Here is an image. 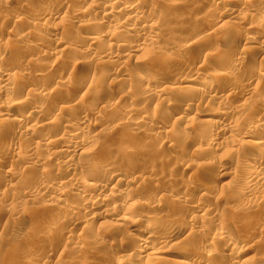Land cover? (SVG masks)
I'll use <instances>...</instances> for the list:
<instances>
[{
  "label": "rangeland",
  "instance_id": "374dc122",
  "mask_svg": "<svg viewBox=\"0 0 264 264\" xmlns=\"http://www.w3.org/2000/svg\"><path fill=\"white\" fill-rule=\"evenodd\" d=\"M169 1L172 2L173 0L172 1L171 0H119V1L115 0V1H112V3H115V4H112L115 7H117L118 5L120 6V5L125 4V6L128 5V6H133V8L134 7L140 8L139 12L146 18V20L148 19L150 23L152 22L151 24H155V30L150 34L148 33L143 34V32H141L140 30V25L138 24V22L133 20L132 17H131L132 19L130 20L129 16L123 15L122 13L121 14L117 13L115 21L106 23L102 19V16L99 15L100 13L98 10L92 11L94 8H92V10L89 9L88 2H85L84 0H70L69 2H65L66 4L64 5L63 13L60 15V17H62L63 14L67 13V15L70 17V22H66L65 23L66 26H64L65 24L63 25V22L62 23L58 22L60 19L51 21L52 23H54V25H50L51 27L55 26V24L57 23L63 25L62 27L61 25L58 24V26L60 28L62 27L63 29L62 28L60 29L57 25H56L57 28L55 27L57 30L55 28H51V29H55L54 31L57 32L56 37L60 38L59 36L60 34L61 36L66 37L64 39L63 37H61V39H63V41L67 39L64 43L67 42L66 43L67 46L68 47L70 46L69 49L70 48L73 49L79 45L76 42L78 39L77 37L81 38L84 35L90 34L91 32H92L91 35L97 36L99 40L98 42H96L95 45L93 44L94 46L93 45L88 46L91 48V50L89 51L87 55L85 54L86 55V57L84 56L85 58L82 57V60L81 58L80 60L79 59L73 60L69 52H65L64 54L67 56L63 54V60H61L62 58L59 59L62 62L60 61L61 66L56 68L58 69L57 72L60 73L59 74L60 76H64V79L67 78L71 81H75V80L77 81L79 79L76 78V75L80 76L79 75L80 72H78V70L82 69L81 72L82 73L86 72L89 78H91V82L93 84L96 81H99V82L102 80L106 81V83L104 84L105 86L103 85V87L100 89L95 88L94 90L93 87H91L92 88L91 94L93 93V91H95L94 92L95 94H92L89 98H86L83 101V102H86L85 107L89 106L90 109L93 108L92 109L93 113L91 112L92 115L90 116V120H88L90 124L89 129L86 131L84 130L83 131L84 133H82L83 138L89 140V142L93 140L92 144L93 145L95 144L94 147H95V150L97 151V152L94 151L95 153L92 154L93 156H90V158H92L90 159V162L91 160L93 162H97L100 166L99 167L100 169L98 168L99 171L103 169L102 167H104L107 170H111L112 172L125 176L126 178H130L131 180H133L134 178L133 180L134 182L137 177V180H136L137 182L136 184H134L135 186H134V191H133V197H131L132 200L130 201V203L134 202V204L130 206V203H129L128 206L125 205L126 206L125 208H130L129 213L131 214V216H134V215L136 216V217L134 216L135 218L132 217V219L134 218L133 220L135 221V224L138 225L139 228L141 227L142 228L141 230H143V228L146 227V230L151 232L154 236H159V235L164 236L165 234L164 231L170 230V229L173 230V234L170 237H166L165 239H163L162 244L161 243L158 244L154 241L153 247H154L155 253L154 252L152 253L154 255L151 254V256H149L150 258L141 259L140 261H138L139 264H164L163 261L161 262L160 260H162L163 258L166 259V257L167 258L168 257H179L180 253L182 254L181 251H184V250L185 251L190 250L192 252L196 250L195 253L196 252L204 253L207 249V244L209 247V238L211 237L212 239H214L216 237V234H214L215 235L213 236L214 238L211 236L213 235V233L211 232L209 233L210 234L209 236H207L206 233H202V232H201L202 234H200L199 231L196 230L198 229V226H199L196 222L192 226H190L193 220L196 217L197 218L200 217L201 215L204 218L206 217L208 221L210 220L209 222H216V220L221 222L222 221L221 219L227 222L228 224L227 227L232 232L234 239L240 243L239 247L236 248V249L239 248L237 251L241 252V257L238 260L240 261L242 260L243 262H246V264H264V220L260 221V219L262 218V215L264 218V202L263 203L260 202L259 204L257 203L258 207L255 208L256 210H254L253 212L249 211L250 213L248 212L249 214H247V212L244 210L245 207L243 205H241L242 207L237 204L234 205L233 202H231V200L228 201L229 199H227L229 198V196H231V192H233L236 189V187L240 185L241 170L244 169V167L246 166L247 167L252 166L254 162H256L261 157L263 158L264 156L263 155L264 145H262L264 143H261L255 147H251L248 143H247L248 145H246L245 143L248 140L243 139L242 137L243 134L245 133H251V138H255V139H259L264 135V132H263L264 131L263 130L264 129V105L262 103L264 102L263 101L264 90H262L260 93H254L253 89L249 88L250 85H248L245 82L246 80H244V78L246 77L244 76V78H242L243 75L241 73L246 70L245 68H247L248 64H250L251 61L258 59L259 56L261 58H263L264 56L256 55L257 51L255 49L254 51L250 50L249 52H246V53L242 51L245 41L244 40L241 41L240 37L242 36V34L243 35L246 34V32H244V29H241L240 30L241 32L238 31L237 36L240 38V40L237 36H235L234 38L233 37L231 38V36L229 35L231 34V32L229 31L230 26L225 25L227 27L223 28V25H220L221 23H216L217 26L214 27L212 34L211 32H207L208 30L207 27H209V24L211 26L212 23L214 22V21L212 22V17L206 12V8H207L206 1L207 0H199V1L198 0H184L183 2H185V5L177 9L167 8L168 6L166 4L167 2L170 3ZM242 1H245V0H242ZM252 2L253 0L250 1V3ZM20 3H21V0H9L5 8L4 6H0V14L2 15L5 14V16L7 15L6 16L7 19L4 22L6 23V25L3 23L2 27L0 26V29H2L3 27L7 28V30L6 28L5 29L3 28L4 31L0 30L1 32L0 33L1 34L0 35L1 37L0 47L2 48L3 46L5 47L9 46V48H7V51L9 50V52L10 50L14 48V47L10 48V45H12L13 42L14 44H17V45L18 43L15 42V40L13 39V37L10 36L11 34L8 31H11L17 26L15 30L16 32H18L19 26L22 23H20L19 25L17 23L14 26L12 23L13 21L10 22L11 24L9 23L8 16L10 17L12 13L15 11L18 12L20 10L22 11L24 10L23 7L21 6L20 7L22 9L19 8V5H21ZM29 3H31V5ZM42 3H43V0H31V2L28 1V4L32 6L30 8H32L35 14L36 12H38L37 11L38 6H41ZM97 3L99 4L100 2H97ZM98 4L96 6H98ZM100 4H99V7L102 5ZM11 5H14V6H11ZM237 8L240 9V11L237 10ZM242 8L243 7H240L239 0H235V7L233 9L236 10V12L239 11L242 13L244 9ZM70 13L72 14L69 15ZM79 13H81V15ZM249 13H251L254 16L253 18L255 20L256 19L261 20L264 18V13H258V12L257 13L249 12ZM127 17L129 19L126 21ZM221 20H224V19H221ZM87 23H89L90 27L89 25H87ZM37 25L33 26L34 27V29L32 28V30H34L33 32L31 30H26L28 32L31 31L32 34L34 33L32 36L27 37L28 39L26 38V40L23 41V42H26V41H29V42H26L27 44L19 43V45L21 48L22 46L23 47L25 46L24 48L26 50V47L29 44L28 45L30 46L29 48L31 50L35 49L36 51L35 52L32 50L35 53H32V54L30 53L31 55L27 54L28 56L30 55L31 57L27 56V59L24 60L25 61L24 63L28 62L29 60H33L34 56L37 57L36 54L38 53L39 48H40V51L42 50L43 52H45L47 55L45 54L44 56L39 58V62H41L40 64L42 63L43 64L40 65L38 62V66H41L42 69H46L50 64L55 63V61L57 60V57H55L53 54L61 50L62 47H58V45H55L54 40H52L53 38L49 36L51 35L50 33L51 31H47L49 29H45L46 27L49 26L48 24L46 25V27H43V26L41 27V25L36 27ZM128 25L134 27L135 30L133 28L132 29L136 33H133V31L130 32L126 30L125 27L126 26L128 27ZM217 28H219L220 30L219 29L217 30ZM215 29L219 32H217ZM231 29L232 28H230V30ZM213 32L215 33L217 32V33L215 34ZM263 32H260V34H257V36L259 35L258 37L261 39V41L262 40L264 41ZM239 33H240V36H239ZM3 34L4 36H2ZM110 34H113V35H111L110 37ZM143 37H146V38H143ZM8 39L9 41H7ZM143 39L145 40L147 39V42L145 40L143 41ZM229 40H232V41L228 43ZM81 45L83 46L84 43H82ZM109 45H111L110 46L111 48L108 47ZM86 46L87 45H85V47ZM135 46H137V49ZM25 50H23V52ZM193 50H197V51L200 50L201 53H207L210 59L211 60L216 59V62L214 63V65H211V64L209 65L210 59L204 60L202 58H192L187 53L184 54L185 52H192ZM28 52H31V51H28ZM170 52H176V54L181 53L180 54L181 58H180L179 63L169 66L161 74V76H163L161 78L158 77L156 79L155 78L152 79L151 77H148V75H150V72L156 65H154L153 62L151 61L149 62H151L152 64L146 61L145 59L146 56L149 54L155 53V56L159 57V56H162L163 54H168ZM51 55L53 56V58L54 57L56 58L55 61ZM103 55H106L108 57V60L106 58L104 59L101 58ZM124 55H127V56L122 58L121 56H124ZM0 56H1L0 61L3 60L2 62L4 61L6 62L5 59L9 58V56L4 58L5 54L4 56L3 55H0ZM114 57H116V59ZM1 58H4V59H1ZM7 60L9 61L7 62L8 64L11 63L12 61L11 58ZM2 62H0L1 69L3 68L4 70L11 69L10 70L11 72L7 71V73L11 75L13 74L17 77L18 80L14 78L13 75L12 76L10 75V77H13L12 80L15 79L16 83L21 82L22 79H24L25 84L28 81L30 82L31 78L25 76V73H26L25 71L26 69L28 70V67L26 68L25 64H23L25 67V68L23 67V70L21 67L18 70L19 65L16 67L13 66L14 69L13 67L7 68V67H4L6 66V63L5 64L3 63L4 64L3 66V64H1ZM236 63L237 64L239 63L241 65L238 66ZM236 69L237 70L239 69V70L237 71ZM188 70L192 72L193 76L195 74L196 77L198 76V78H202L203 76L205 77L212 76L213 73L214 74L226 73L227 71H232L234 73L237 72V74L239 75V77L241 76V78L237 77L238 75L236 74L237 76L235 77V79L239 78L237 79L239 84L237 80L234 81L235 91L237 90L236 94L233 97H230V99L227 100V102L225 103H227L226 105L228 107L230 106L229 109L234 108L235 110H237L239 106H241V108H245L244 106H242L243 103L245 104V106L249 105L250 107H252L251 110L253 111L252 112L253 114L251 115L255 117L256 112H258L259 113L258 118H260L261 121L257 123L256 125L255 122H257L256 120L258 119L256 118L253 121V124L248 125L245 123L246 121L245 117H243L241 112L232 114V118H237V121H238V127L235 133H232L231 135V134H224L223 132L219 131L218 136L215 137L216 139L214 140L215 142L214 145L209 147V150H207L206 152L204 151V154H203L200 151L201 149L200 147L204 146L203 148H205L204 144L207 145V141H206L207 138L206 140H204L205 136L201 135L200 130H202L203 128H206V130L212 129V127H210L211 126L210 123L212 120H214V116H218L217 114L219 113V111L221 112L220 108L221 107L223 108V106L219 104L221 106L220 107L219 105H217L218 103L216 104V102L207 103L203 101L201 102V100L199 102L198 99L197 101H195L196 95L194 94L193 96L192 94L182 95V94H175L173 92H170L171 90L166 91L167 86L172 87V85H170L171 82L166 80V77H167L166 74L170 78L171 76H174V75L179 76L183 74L184 71H188ZM18 71H20V73ZM122 73L124 74L122 75ZM139 75L145 78L148 77L147 78L148 83L138 80L137 76ZM19 79L21 80L19 81ZM80 82L82 81H78L77 84L74 85L76 89L73 86L71 89L63 91L61 95H57L55 97L57 101L55 100L53 101L61 102L62 100H66L68 97L69 98L72 97L70 96V94L73 95V93L78 89V91H76V93L77 92L78 93L77 94L75 93V95H79V96L76 99V101L73 102L74 104L78 103L77 100L81 98V95L83 97V95H85V92H87L86 90H88V92L90 91L88 87L89 84L81 83V86H79ZM22 83L24 82L22 81ZM244 83L246 85H243ZM40 84L41 86L42 85L45 86L46 81L45 82L41 81ZM77 85L80 88H77L78 87ZM26 86L30 87V83L29 84L27 83ZM26 86L24 85V88H27ZM244 86L246 87V89ZM259 87L260 85H258L257 88ZM20 88L21 87L17 89L18 90L17 93L21 92L22 89L20 90ZM247 88L251 90L248 89L249 90L248 91ZM261 88L263 89V86ZM159 90L161 91V95L157 97L151 95L152 92H155V95L158 94L156 93V91L160 92ZM147 92L148 93L150 92V93L148 94ZM26 93L27 91H24L23 89L22 93L20 94V97H22L21 96L22 94L23 96H25ZM64 93H66V97L64 96ZM9 97L10 99L12 98L14 99L19 96L14 97L10 95ZM7 99H9L8 94H7ZM192 99H195V100H192ZM34 100H36V98L33 99L32 101ZM82 100H81V103H82ZM97 100H99V102ZM51 104L53 106L54 103L51 102L48 106L52 107ZM105 105H111V108L113 105V109H111V111L116 112V114L114 115L116 118H118V120H123V119L125 120L126 117L125 118L122 117L121 114L125 116L124 112H126V110L131 109V110H135L134 111L135 113L133 112V115L127 118L128 122L137 123L139 119L140 121H142L141 119L142 116H145L148 120L150 119L152 123L149 122L148 120L147 121L143 120L145 122V125L143 127L144 131L142 130V134H140L141 132L139 134L133 132V135H132V132L129 131L130 129L126 125H125L126 128L124 126V128L121 127L117 131L112 130L110 126L112 125L113 122L111 124L106 122L103 127L99 128V126L102 123H100L99 120L98 122L95 121V119L93 118L94 113L98 111H103L102 109L104 108ZM171 105L173 106V113H174L173 116L169 118L165 117L164 119V116H162L161 118L160 115H157L156 108L161 107V106H171ZM28 106L25 105L21 107L20 109H18V113L20 115H23L24 113L23 116H26L28 113L31 112V110L29 109L30 106L29 107ZM183 112H186V114L188 115V121H189L188 125L192 126L190 127L192 129L191 131L184 130V127H183L184 124L180 125L177 122H176L177 124L174 123L175 122L174 120L177 121L176 118H178ZM73 113H71V115H73ZM33 114H31V116L33 117H30V118L28 117V119L25 120L26 122H22L21 125L24 124L25 127H28V126L30 127L31 125L36 124L37 120L40 121L42 119L40 117L45 116L43 118H47L46 114L44 115L37 114L38 116H34ZM54 114H58L59 116H61L59 117L57 115L61 121L62 120L65 121V119L68 118V117H65V115L63 114H59L57 111ZM54 114L52 115L54 116ZM47 115L52 117V115L50 114H47ZM118 116L120 117V119ZM66 121H72V120L68 118ZM125 121L127 122V120ZM190 123L192 125H190ZM115 124L117 123H114V125ZM172 124H173V129L172 131H170L169 129L172 128L171 127ZM107 125H109L107 129L108 131L105 129L107 128L106 127ZM102 128H104L105 130L104 129L102 130ZM1 131H0V135L4 136L3 135L4 131L2 129ZM163 132H166L167 135L166 133H164L165 134L164 135ZM57 133H59V131ZM103 133H106V134H103ZM36 134L37 136L45 135L44 131H41V132L38 131V133ZM1 136H0V171H1L0 172V264H81V262L83 264L84 263V261H82L83 256L78 249V247H80L82 244H80L81 242H77L78 241L77 239H74L76 238L78 234H81V233H83L82 235H84L85 238H87L86 240H88L85 246H88L87 244H90V240L92 241L94 238H97V241H98L97 249L95 250V253L93 252L94 254H92L91 255L92 257L89 258V262H88L89 264H100V263L102 264V262L103 264H114V262H116L117 259H121L124 255H126V253L123 252L126 245H127V249L129 247L134 248L136 246V244L138 243V241H136L137 237H134V234L130 233V230L127 227L128 225L126 224L127 222L125 224L118 225L119 223L116 224V222H113L112 220V218L115 217L114 215L117 216L120 214L118 211L117 212L115 211L117 210L119 205L117 206L111 205V208L114 207L115 209L116 207V209L112 212L113 214L111 213L112 214L111 216H114V217H111L110 215L102 217L103 219L100 218L96 222H94V224L91 223L90 225H88L90 226L89 227L90 229L87 228L85 224L83 223H82L83 225L81 224L82 219L78 220V217L80 219L82 216H84L82 217L84 218L82 222H84V220L87 221V218L90 217V214H89L90 211L88 212L82 211V213H79L78 209L76 210V207H78V205L80 204V200L78 201L79 197L76 196L79 194L78 191L80 187L76 191L74 185L72 184H68V185L60 184L59 185L62 177L68 176L69 179L72 178V176L68 173L69 170L68 171L66 169L63 170V167L61 166H59L61 168L57 169L58 166L55 167V165L51 162L52 159L50 155L47 153V151H44L45 149L42 147L41 149L35 148L34 150L32 149L34 148L33 145L31 148L32 151H34L35 154H37V156H39L40 159L45 158V157L48 158V162H45L44 165H42L40 169H38L37 167L32 168L33 166L30 167L25 163L26 161L23 160V158L22 159L18 158L16 160L17 157L13 156L10 149H8L7 147L5 148V146L2 147L3 142H5L3 139L6 136L3 137L2 139H1ZM19 141H20V144L21 142L23 144L22 148L18 146L19 149L21 148L22 150H24L28 148L27 145L29 144L27 143L26 145V142H27L26 140L25 141L19 140ZM35 141L37 140L36 139L33 140V143H36ZM24 142H25V145H24ZM16 144L18 145L19 142H16ZM102 146H103V149H101ZM118 146H119V149H118ZM105 147L108 149L110 148L109 149L111 150L110 153L107 149H106L107 151L104 150ZM8 151L12 155H10ZM93 158L95 161L93 160ZM84 160L86 159L79 160V162L84 161ZM87 160H89V157L87 158ZM219 160L222 162H220ZM206 162L209 164V166L211 165L210 167H212V169L209 168V166L207 167V169L204 168L203 166L199 167L200 163H206ZM262 162L264 163V160ZM214 163L216 164V166ZM8 169L13 170V173L12 171H9V174L10 173H11L10 175L13 174L12 175L13 177L12 176L10 177V175L9 177L4 176L3 172L4 171L7 172ZM83 170L84 169H80L77 171L81 175L80 176L81 179L87 180L89 178V180L91 179L93 180L94 177L96 179V175L87 174V172ZM45 171L50 172L51 175L49 174L48 178L47 177L41 178V172H45ZM33 173H35V175ZM149 174L151 176H149ZM17 175L18 176L21 175L19 179H16ZM38 177L40 180L43 181L44 186L46 185L45 190L46 191L48 190V191L46 192L43 190V192L37 193V195L34 196V199L29 198L25 194V192L27 193V190H31V188L34 187L33 186L34 184L32 183H35V182H33V180L35 179L37 180ZM189 180H191L193 183L196 184L197 186L196 189L199 188L198 191L195 190L194 192H192V194H190L188 192L189 190L186 188L188 186ZM211 182L212 184H214V187L211 186L212 187L211 188L209 186L208 188H206V186H208V184H211ZM139 183H141L142 185L141 184L139 185ZM104 184H108L107 187H111L114 185L113 182H109V183L106 182ZM20 188H22V190ZM261 188L264 189V185ZM59 190H61V193H63V197L65 199L62 197L61 198L62 201L57 202V204L56 202L51 203L48 198L54 197L53 196L55 195L54 192L59 193L60 192ZM260 190H259V194L261 196L263 195L264 197V193H263L264 190H262L261 192ZM80 191H82V188ZM185 193H187L186 195H188L189 197H187V199L184 201L180 197L181 195ZM102 194L107 195V191L105 190L102 191ZM65 195H67V197ZM188 198L189 199L191 198V200H189ZM250 200H253V199H250ZM186 201H189L190 203ZM150 203H152L151 204L152 206L150 205ZM192 203L200 204V205L203 204L202 206L204 208L207 207L209 209L212 206L213 208H215V210L217 211L219 210L218 212L227 211L229 213V216L223 213L224 215L222 214V216L224 217L220 218L221 215L220 213H218L219 218L217 219L218 216H217V213H215L216 216L215 217L213 216V217L216 220H214L212 215H210L211 217L209 216V214H208V217L203 215V214H207V212L194 211L190 209L189 207L193 206ZM101 205L106 210L110 208V206L109 207L104 206L105 204H101ZM141 205L143 207H141ZM61 209H64V210L66 209V213H68L69 211L71 213L69 212V215H66V214L58 215ZM53 212L54 214L56 213L55 216H60L62 219L60 217H57V218H60V220H64V219L65 220L62 221L60 223L61 225H59L58 227L50 228L49 226H46L44 228H41V226L43 225L45 221V219H43L45 214H52ZM179 212H180V215H179ZM181 212L183 213L184 216L181 215L182 214ZM232 212L233 213L235 212V213L232 214ZM29 213L33 214L31 219H28V217L27 218L24 217L25 214H29ZM244 214L248 216H245ZM19 216H20L19 218L20 220L18 219ZM192 216H194L195 218H193ZM225 216H227L228 219H226ZM180 218H182L183 220H180ZM154 220H156V225L155 223H152ZM157 220L163 221V223L161 222L162 226L161 224H159L160 221L157 222ZM190 227H192L193 229L197 227L194 229L195 231L194 233H192L193 229ZM189 228L191 229L192 232L190 231ZM62 232L63 233L70 232L71 235H73L72 239L68 240L67 239L68 234L66 233V235H64ZM122 232H125L128 234V236H131L130 241L126 242L127 241L126 237L121 234ZM51 233H52V236L54 235L53 237H51L50 235ZM59 234L60 235L62 234V235L60 236ZM117 234L120 236L118 237ZM57 235H59L60 239L58 238ZM63 237L64 238L66 237V239H64ZM122 237L126 241H124ZM28 238H30L31 240L29 243H27V245H25L26 244L25 241H27ZM215 244L216 242H214V245ZM130 245H133V246H130ZM74 246H77V247L75 248ZM158 252H160V254H158ZM227 253L228 252H225L223 257H219L217 262H215V264H232V263L236 264V261H234V259L230 257L229 255H227ZM95 255L97 256L98 260L96 259ZM226 256H228L231 261H229V258ZM93 257L95 259H93ZM159 258L161 259L159 260ZM90 259H93V261L90 262ZM156 259H158L159 261ZM209 262L211 264L212 263L214 264L212 260Z\"/></svg>",
  "mask_w": 264,
  "mask_h": 264
},
{
  "label": "bare ground",
  "instance_id": "6f19581e",
  "mask_svg": "<svg viewBox=\"0 0 264 264\" xmlns=\"http://www.w3.org/2000/svg\"><path fill=\"white\" fill-rule=\"evenodd\" d=\"M28 1L31 2V0H21V5H19V8L23 7V11L20 10L18 12H13L12 15L9 17L8 16V21L9 23L12 22L13 25L15 26V24L18 23V25L20 23H22L20 26H19V31L16 32L15 27L14 29H12L11 31H8L10 34L11 37H13V39L15 40V42L18 43L17 44H13L10 45V48L11 47H14L12 50H9L7 51V48H9V46L5 47L3 46L2 48L0 47V55H3L5 54L4 58L9 56V58L12 59L11 63H7L9 62L7 59L6 62H2L1 64H5L6 63V66H3L4 67H16L18 66V70L20 69V67L22 68L23 70V67L25 64V67L27 68L28 67V70L24 69V71L26 72L25 73V76L27 77H30L31 80L30 82L26 81L28 84L30 83V87L29 86H26L25 84V81L24 79H19V81L21 80V82L19 83H16L15 82V79L12 80V78H16L17 77L15 75H13V77H10L11 74L7 73V71L11 72L10 70H4L1 69V65H0V128L4 131L3 132V135L4 136H1V139L3 137H5L3 140L5 142H3V146H5V148L7 147L8 149L11 150V153L13 154L14 157H17L16 160L19 158V159H22L25 160L26 164L28 166H33L32 168L34 167H37L38 169L41 168L42 165H44L45 162H48V158H42L40 159L39 156H37V154H35L34 151H32V149L35 150V148H44L43 150L44 151H47V153L50 155L51 157V162L58 168H61L63 167V170L66 169L68 171V173L72 176L71 179L67 177H62L61 178V181L59 183V185H68V184H72L74 185L76 191L77 189L80 187L79 189V194L77 192L78 195H76L78 198V201L80 200V204L78 205V207H76V210L78 209V212L79 213H82V211H85V212H88L90 211V217L87 218V221L83 219L82 216L80 219L78 217V220H81V224H85L87 228H89L91 223L94 224V222H96L98 219L102 218V217H105L107 215H112L113 211L116 209L111 208V205L113 206H118L117 210H115L116 212L118 211L120 214L119 215H114V216H111V217H114L112 218L113 222H116L119 223L118 225L120 224H126L128 225V229L130 230V233L134 234V237H137L136 241H138V243L136 244V246L133 248V247H129L127 249V245L124 249L123 252L126 253V255H124L121 259H117L116 262H114V264H139L138 261H140L141 259L143 258H150L149 256H151V254L154 252L155 253V250H154V247H153V242L155 241L156 243L158 244H162V240L165 239L166 237H170L172 234H173V230H166L164 231L165 234L164 236H154L151 232L147 231L146 230V227L143 228V230H141L142 228L138 225L135 224V221L133 220L135 217L134 216H131V214L129 213V210L130 208H125L128 204L130 203V201L132 200L131 197H133V191H134V184H136V180H137V177L135 179V182L133 180H131L130 178H126L125 176H122L120 174H117L115 172H112L111 170H107L105 169L104 167H102L103 169L102 170H98V168L100 167L99 164L97 162H93L91 160L90 162V156H93L92 154L95 153L94 151L95 150V147L94 145L92 144V141L89 142V140L83 138V134L84 133L83 131L85 130H88L89 129V121L90 120V116L92 115L91 112H92V109H90V107H85V104L86 102H83L86 98H89L92 94H95L93 91V93L91 94V90L93 87V89L95 90L96 89H100L103 87V85L106 83L105 80H102V81H96L94 84L91 82V78H89V76L87 75V73H82V69H79L78 72H80V76L76 75V78L79 79V80H75V81H71L69 79H64V76H60L57 72L59 66H61V60H63V54L65 52H69L71 58L74 59H79L81 58L82 60V57L85 58L86 55L89 53V51L91 50L90 47L88 46H91V45H95L96 42H98L99 38L97 36H93L90 34L88 35H84L83 37H77V43L79 44L78 46H76L75 48H70L67 46V42L64 43L65 41H63L64 38L66 37H63L61 36V34L59 35L60 38H57L56 37V33L54 30L57 28L56 25L58 26L59 23H62L63 22V25L66 23V22H70V17L67 15V13L63 14L62 17H60V15L63 13V8H64V5L66 4L65 2H69L70 0H43V3L41 6H38V12H36V14L33 12L32 6L31 3L28 4ZM85 2H88V7L90 10H92V8H94L92 11L94 10H98L99 11V15L102 16V19L106 22V23H110L112 21H115L116 19V15L117 13H122L123 15H127L129 16L130 20L133 18V20L137 21L138 24L140 25V30L141 32H143V34H150L152 33L154 30H155V24H151L149 22V20L146 18L139 12L140 11V8H133V6H125L124 5H118L117 7H115L114 5L112 4H115V3H112V1H115V0H84ZM119 1V0H118ZM172 1V0H171ZM184 0H173L172 2L168 3L167 2V8L169 9H173V8H179V7H182L185 5V2H183ZM199 1V0H198ZM251 0H245V1H242V0H239L240 2V7H243V11L242 13L239 12L240 9L237 8V11L234 10L233 8L235 7V0H207L206 1V12L207 14H209L211 17H212V25L210 26L209 24V27L207 32H211L212 34V31L214 29V27L217 26L216 23H221L220 25H223V28L224 27H227V26H230V28H232L230 30L229 28V31L231 32V34H229L231 36V38L237 36L238 34V31L241 32L240 30L241 29H244V32H246L245 35L242 34V36L240 37L241 38V41L244 40L245 41V44L243 45V49L242 51H244L245 53L246 52H249L250 50L254 51V49L257 51L256 55H263L264 56V41L257 36V34H260V32H263L264 31V18L259 20V19H254L253 15L249 12H255V13H264V0H253L252 3H250ZM9 0H0V6H7ZM97 2H100L99 4L101 5L99 7V4ZM111 2V4H110ZM187 2V1H186ZM18 3V2H17ZM98 6H96L97 4ZM119 3V2H118ZM238 3V2H237ZM37 4V3H36ZM237 5V4H236ZM11 6H14V5H11ZM21 6V7H20ZM17 7V6H16ZM198 8V7H197ZM22 9V8H21ZM236 9V8H235ZM241 9V10H242ZM3 10V9H2ZM36 11V10H35ZM86 11V10H85ZM82 12V11H81ZM96 12V11H95ZM8 14V13H7ZM72 13H70L69 15H71ZM81 15V13H79ZM9 15V14H8ZM206 15V14H205ZM7 16V15H6ZM2 14H0V26L2 27V24L5 22V20L7 19V17ZM161 16V15H160ZM208 16V15H207ZM132 17V18H131ZM176 17V16H175ZM209 17V16H208ZM223 17V18H222ZM126 18V17H125ZM127 17L126 21L129 19ZM172 18V17H171ZM205 18V17H204ZM203 18V19H204ZM57 19H60L57 23L55 24V26L51 27L50 25H54V23H52L51 21L52 20H57ZM220 19V20H219ZM221 19H224V20H221ZM21 20V21H20ZM50 20V21H49ZM210 20V19H209ZM219 20V21H218ZM16 23H15V22ZM103 21V22H104ZM7 22V21H6ZM55 22V21H54ZM207 22V21H206ZM209 22V21H208ZM210 23V22H209ZM6 25V23H4ZM8 24V23H7ZM11 24V23H10ZM41 25V27H46V25L48 24L49 26L46 27L45 29H49L47 31H51V36L54 40V43L55 45H58V47H62L61 50L55 52L53 55L55 57H57V60L56 58L52 56V58L54 59L55 63L53 64H50L46 69H42L41 66H38V62H39V58H41L42 56H44L46 53L43 52L42 50L40 51V48L38 49V53L36 54L37 57L34 56V59L33 60H27L28 62L24 63L25 59H27V54H32V53H35V49L33 52L27 45L26 47V50H25V46L22 48L20 47L19 43H24V44H27L26 42H29V41H26V42H23L24 40H26L27 37L29 36H32L33 34L31 33V31L33 32L34 30H32V28L34 29L33 26L35 25ZM100 24V22H99ZM98 24V25H99ZM4 25V26H5ZM39 25H37L36 27H38ZM63 27L62 24H59ZM87 25H89V23H87ZM94 25V24H93ZM97 25V24H95ZM103 25V24H101ZM131 25V24H130ZM219 25V27H220ZM227 25V26H225ZM10 26V25H9ZM66 26V24L64 25ZM92 26V25H91ZM244 26V27H243ZM8 27V25H7ZM56 27V28H55ZM59 27V26H58ZM61 27V28H62ZM90 27V25H89ZM95 27V26H94ZM242 27V28H241ZM4 29L6 27H3ZM0 29V30H3ZM51 28H55V29H51ZM60 28V27H59ZM60 28V29H61ZM126 30L132 32L134 27L132 26H129L128 27L126 26L125 27ZM133 28V29H132ZM222 28V29H223ZM63 29V28H62ZM92 29V28H91ZM219 28H217L218 30ZM221 29V30H222ZM7 30V28H6ZM15 30V31H14ZM26 30H31V31H26ZM57 30V29H56ZM135 30V29H134ZM139 30V28H138ZM137 30V31H138ZM216 30V29H215ZM216 30V31H217ZM220 30V29H219ZM4 31V30H3ZM27 32V33H26ZM219 32V31H217ZM216 32V33H217ZM229 32V33H230ZM1 33V32H0ZM3 33V32H2ZM89 33V32H88ZM115 33V31H114ZM133 33H136L135 31H133ZM215 33V32H213ZM215 33V34H216ZM264 33V32H263ZM210 34V33H209ZM1 35V34H0ZM8 35V33H7ZM65 35V34H64ZM111 35L113 34H110V37ZM142 35V34H141ZM262 35V34H261ZM260 35V36H261ZM4 36V34L2 35ZM79 36V35H78ZM239 36H240V33H239ZM61 37H63V39H61ZM109 37V36H108ZM149 37V36H148ZM238 37V36H237ZM236 37V38H237ZM1 38V37H0ZM80 38V39H79ZM143 38H146V37H143ZM239 38V37H238ZM239 38V40H240ZM10 39V38H9ZM9 39L7 41H9ZM28 39V38H27ZM13 40V41H14ZM145 39H143L144 41ZM150 40V39H149ZM81 41L82 43H84V45L82 46L81 44ZM147 42V39L145 40ZM232 40H229V42H231ZM101 42V41H100ZM115 42V41H114ZM9 43V42H8ZM23 44V45H24ZM33 44V43H32ZM31 44V45H32ZM37 44V43H36ZM40 44V42H39ZM69 44V42H68ZM76 44V43H75ZM42 45V44H41ZM71 45V44H70ZM85 45H87L85 47ZM93 45V46H94ZM114 45V44H113ZM112 45V46H113ZM229 45V44H228ZM36 46V45H35ZM34 46V47H35ZM111 45H109L108 47H110ZM116 46V45H115ZM143 46V45H142ZM239 46V45H238ZM32 47V46H31ZM114 47V46H113ZM117 47V46H116ZM136 49H137V46H135ZM234 47V46H232ZM24 48V49H23ZM111 48V47H110ZM118 48V47H117ZM126 48V47H125ZM146 48V47H145ZM23 50H25L23 52ZM93 50V49H92ZM127 50V49H126ZM132 50V49H131ZM135 50V49H133ZM139 50V49H138ZM136 50V51H138ZM12 51V52H11ZM28 51H31V52H28ZM94 51V50H93ZM97 51V50H96ZM174 51V50H173ZM135 52V51H134ZM243 52V53H244ZM94 53V52H93ZM136 53V52H135ZM188 54L190 57L192 58H202V59H210L209 55H207V53H201V51H197V50H193L192 52H185L184 54ZM30 54V55H31ZM86 54V55H85ZM92 54V53H90ZM89 54V55H90ZM112 54V53H111ZM110 54V55H111ZM181 54V53H180ZM179 53L176 54V52H170L168 54H163L162 56H155V53L154 54H149L146 56V61H151L153 62L154 65H156L152 71L150 72V75H148V77H151L152 79L153 78H161L163 76H161V74L171 65H175L176 63H179L180 61V58H181V55ZM209 54V53H208ZM249 54V53H248ZM29 55V56H30ZM47 55V54H46ZM65 55V54H64ZM211 55V54H210ZM245 55V54H244ZM28 56V57H29ZM67 56V55H65ZM85 56V57H84ZM113 56V55H112ZM127 55H124V56H121L122 58L123 57H126ZM129 56V55H128ZM1 57V56H0ZM31 57V56H30ZM69 57V56H68ZM188 57V56H187ZM215 57V56H214ZM217 57V56H216ZM4 58H1V59H4ZM51 58V57H50ZM62 58V59H61ZM100 58V57H99ZM101 58H106L108 60V57L106 55H103ZM110 58V57H109ZM112 58V57H111ZM116 59V57H114ZM31 59V58H30ZM61 59V60H59ZM88 59V58H87ZM96 59V58H95ZM92 60V58H91ZM94 60V59H93ZM197 60V59H196ZM232 60V59H230ZM61 61V62H60ZM138 61V60H137ZM241 61V60H240ZM92 62V61H91ZM149 62V63H151ZM209 65H214V63L216 62V59L214 60H211L209 61ZM41 62H39L40 64ZM64 63V62H63ZM68 63V62H67ZM88 63V62H87ZM90 63V62H89ZM139 63V62H138ZM208 63V62H207ZM8 64V65H7ZM43 64V63H42ZM40 64V65H42ZM98 64V63H97ZM152 64V63H151ZM204 64V63H203ZM237 64V63H236ZM63 65V64H62ZM75 65V64H74ZM79 65V64H78ZM153 65V66H154ZM238 66H240L241 64H237ZM38 66V67H37ZM64 66V65H63ZM206 66V65H205ZM247 66V65H246ZM13 67V69H14ZM24 67V68H25ZM90 67V66H89ZM16 68V70H17ZM44 68V67H43ZM243 68V67H242ZM245 68V66H244ZM123 69V68H122ZM246 70L244 72H241L242 73V78H244V76L246 78H244V80H246L245 82L250 85L249 88L253 89L254 93H260L262 90H264V57L261 58L259 56L258 59L256 60H253L250 62V64H248L247 68H245ZM21 70V71H22ZM74 70V69H73ZM72 70V72H73ZM117 70V69H116ZM206 70V69H205ZM237 70V69H236ZM235 70V71H236ZM239 70V69H238ZM237 70V71H238ZM122 71V70H120ZM242 71V70H241ZM20 73V71H18ZM64 72V71H63ZM77 72V73H78ZM125 72V71H124ZM240 72V71H239ZM65 73V72H64ZM183 73V71H182ZM24 74V73H23ZM62 74V73H61ZM94 74V73H93ZM124 73H122L123 75ZM165 74V73H164ZM236 73L232 72V71H227L226 73H217V74H214L212 76H203L202 78H198V76L196 77V75L194 74V76L192 75V72L191 71H184L183 74L179 75V76H171L169 78V76L166 74V80L167 81H170L172 85V87H166L167 90L166 91H170V92H173L175 94H193L196 95V100L195 99H192V100H195L197 101V99L201 100V102H207V103H213V102H216L217 105H221L223 106V108L221 107V112L219 111V113L217 114L218 116H214V120L211 121V126L212 129L210 130H206V128H203L202 130H200L201 132V135L205 136L204 140H206L207 138V145H205V148L203 147H200V151L204 154V151L206 152L207 150H209V147H211L212 145H214V140L216 139L215 137L218 136L219 134V131L223 132L224 134H231L232 133H235L237 127H238V121H237V118H232V114L234 113H242L243 117H245V123L248 124V125H251L253 124V121L259 117V113L256 112L255 114V117L251 114H253L251 108L249 105L245 106V104L242 106H244L245 108H241V106H239V108L237 110H235L234 108L232 109H229V107L226 105L227 103V100L230 99V97H233L235 94H236V91H235V84H234V81L241 78V76L239 77V75L237 76ZM11 75V76H12ZM17 75V74H16ZM18 76V75H17ZM79 78H78V77ZM239 77V78H236L235 77ZM138 80L140 81H144L146 83H148V77L145 78V77H141L140 75L137 76ZM140 77V78H139ZM21 78V77H20ZM23 78V77H22ZM29 78V79H30ZM96 78V77H95ZM100 78V77H99ZM72 79V78H71ZM101 79V78H100ZM164 79V78H163ZM18 80V79H17ZM27 80V79H26ZM93 80V79H92ZM95 80V79H94ZM97 80V79H96ZM162 80V79H161ZM165 80V79H164ZM22 81L24 83H22ZM41 81H46V84L45 86H41ZM78 81H82L80 82V85L81 86V83L83 84H89V92L88 90H86L87 92H85V95H81V98L83 99H79L77 100L78 103H73L76 101V99L78 98L79 95H75L76 91H78V89L73 93V95L70 94V96L72 97H68L66 100H62L61 102H55L57 101L56 100V96L57 95H61L63 93V91H66L68 89H71L74 85L77 84ZM169 82V83H170ZM238 82V80H237ZM143 83V82H142ZM40 84V85H39ZM237 84V83H236ZM239 84V82H238ZM24 85L27 87V88H24ZM77 85V86H78ZM140 85V84H139ZM242 85V84H241ZM243 85H246L245 83ZM247 85V87H248ZM258 85H260L259 88ZM77 87V88H80V87ZM85 86V85H83ZM82 86V87H83ZM105 86V85H104ZM263 86V89L261 88ZM20 88L21 92L20 93H17V89ZM75 87V86H74ZM245 87V86H244ZM84 88V87H83ZM247 88V90L249 89ZM27 91L26 95L23 96V94L21 95L22 97H20V94L22 93V91ZM76 89V87H75ZM88 89V88H87ZM123 89V88H122ZM246 89V87H245ZM249 89V90H251ZM49 90V91H48ZM74 90V89H72ZM246 90V91H247ZM248 90V91H249ZM48 91V92H46ZM160 91V90H159ZM163 91V90H162ZM151 92V91H150ZM149 92V93H150ZM233 92V93H232ZM78 93V92H77ZM76 93V94H77ZM148 93V92H147ZM148 93V94H149ZM156 94L155 95V92H152L151 95L153 96H159L161 95V91L160 92H157L156 91ZM2 94V95H1ZM7 94H8V98L10 99V95L12 96H19L17 98H12V99H7ZM80 94V93H79ZM84 94V93H83ZM87 94V96H86ZM249 94V92H248ZM123 95V94H122ZM150 95V96H151ZM64 96L66 97V93H64ZM86 96V97H85ZM198 96V97H197ZM3 97V99H2ZM30 97V98H29ZM54 97V98H53ZM133 97V96H132ZM34 101H32L33 99H35ZM181 98V97H180ZM195 98V97H194ZM262 98V97H261ZM2 99V100H1ZM32 99V100H31ZM55 100V101H53ZM81 100H82V103H81ZM87 101V100H86ZM99 102V100H97ZM96 101V102H97ZM194 101V102H195ZM262 101V100H261ZM264 101V99H263ZM32 102V103H31ZM54 103L53 106L51 104L52 107L48 106L50 103ZM97 102V103H98ZM73 103V104H72ZM96 103V104H97ZM251 103V102H250ZM249 103V104H250ZM263 105H264V102H262ZM248 104V103H246ZM30 106V110L31 112L28 113L26 116H23V115H20L18 113V109H20L21 107L23 106ZM88 105V104H87ZM226 105V106H224ZM28 106V107H29ZM172 106V105H171ZM161 106V107H158L156 108V113L157 115H160L161 118L162 116H164V119L165 117L169 118L171 116H173V106ZM191 107V106H190ZM247 107V108H246ZM256 107V106H255ZM103 108V107H101ZM23 109V108H22ZM111 109H113V105H112V108H111V105H105L104 108L102 109L103 111H98L96 113H94V119L96 122H99L102 123L100 127H103L104 124L107 122V123H112V125L110 126V128L114 131H117L119 128L123 127L126 125L132 132V135H133V132L135 133H140L142 134V130H143V127L145 125V122L144 121H147L148 119L145 117V116H142L141 119L142 121H140V119L138 120V122L136 123H132V122H128V117L129 116H132L133 115V112L135 110H126V112H124L125 116H123L121 114L122 117H126L125 120H127V122L123 119V120H118V118L115 117L114 114H116L115 111H111ZM57 111L59 114H63L65 115V117H68L70 118L72 121H66L67 119H65V121H61L59 118H58V114H54L55 112ZM112 113H111V112ZM255 111V110H254ZM75 112V113H73ZM115 112V113H114ZM34 113V114H33ZM71 113H73V115H71ZM93 113V112H92ZM135 113V112H134ZM154 113V112H153ZM31 114H33L34 116H38L39 114L41 115H44L46 114V117L47 118H43V117H40L42 118L40 121L37 120V123L34 124V125H31L30 127H25L24 124L21 125L22 122H26L25 120L28 119V117H33L31 116ZM36 114V115H35ZM38 114V115H37ZM47 114H54V116L52 115V117H50L49 115ZM58 115V116H57ZM245 115V116H244ZM159 116V117H160ZM49 117V118H48ZM61 117V116H59ZM119 117V116H118ZM151 117V116H150ZM254 117V118H253ZM39 118V119H40ZM120 119V117H119ZM176 120H174L175 122L174 123H178V124H184V130L186 131H191L192 129L190 127L192 126H189L188 125V115L186 114V112H183L178 118H176ZM213 119V118H212ZM259 119V120H258ZM255 122L256 125L257 123H259L261 121L260 118H258ZM115 120V121H114ZM144 120V121H143ZM117 121V122H116ZM149 122L152 123V121L149 119L148 120ZM99 123V124H100ZM114 123H117L114 125ZM131 123V124H130ZM144 123V124H143ZM173 123V124H174ZM176 123V124H177ZM109 124V125H110ZM173 124H172V128H170L169 130L172 131L173 129ZM24 125V126H23ZM95 125V124H94ZM107 125L105 128L106 130L108 129V126ZM188 125V126H187ZM190 125H192L190 123ZM125 126V128H126ZM156 126V125H155ZM154 126V127H155ZM166 127V126H165ZM181 127V126H180ZM0 129V131H1ZM104 128H102L103 130ZM104 129V130H105ZM159 129V128H158ZM168 129V128H167ZM182 129V128H181ZM152 130V129H151ZM175 130V129H174ZM264 130V129H263ZM38 131H44V136H37L36 133H38ZM59 131V133H57ZM101 131V130H100ZM108 131V130H107ZM124 131V130H123ZM144 131V130H143ZM147 131V130H146ZM169 131V132H170ZM2 132V131H1ZM102 132V131H101ZM125 132V131H124ZM156 132V131H155ZM161 132V131H160ZM197 132V131H196ZM264 132V131H263ZM43 133V132H42ZM53 133V134H52ZM99 133V132H98ZM97 133V134H98ZM112 133V132H111ZM134 133V134H135ZM166 133V132H163V134ZM190 133V132H189ZM96 134V135H97ZM103 134H106V133H103ZM110 134V132H109ZM152 134V133H151ZM199 134V133H198ZM160 135V134H159ZM165 135V134H164ZM167 135V133H166ZM98 136V135H97ZM229 136V135H228ZM103 137V136H102ZM114 137V136H113ZM111 137V138H113ZM243 139H247L248 141L245 142L246 145H250L251 147H255V146H258L259 144L261 143H264V135L259 138V139H255V138H251V133H245L243 134ZM37 140L35 141L36 143H33V140ZM19 140H26V145L27 143L29 145H27V149H24L22 150L21 148L23 147V144L21 142L20 144V141ZM105 140V138H104ZM133 140V139H132ZM101 141V140H100ZM16 142H19V144L17 145ZM118 142V141H117ZM120 142V141H119ZM124 142V141H123ZM172 142V141H171ZM2 143V142H1ZM103 143V142H102ZM248 143V144H247ZM106 144V143H105ZM125 144V143H123ZM122 144V145H123ZM128 144V143H127ZM22 145V146H20ZM24 145H25V142H24ZM31 145V147H30ZM32 145L34 148H32ZM121 145V146H122ZM132 145V144H131ZM264 145V144H262ZM21 147L20 149L18 148ZM104 146V145H103ZM103 146L101 149H103ZM110 146V145H109ZM108 146V147H109ZM126 146V145H125ZM130 146V145H129ZM30 147V148H29ZM116 147V146H114ZM123 147V146H122ZM170 147V146H169ZM26 148V147H25ZM32 148V149H31ZM147 148V147H146ZM203 148V149H202ZM108 150L109 153L111 150H109L108 148L105 147L104 150ZM114 149V148H113ZM118 149H119V146H118ZM198 149V148H197ZM212 149V148H211ZM38 150V149H37ZM99 150V149H98ZM106 150V151H107ZM151 150V149H150ZM157 150V149H156ZM195 150V149H194ZM103 151V150H102ZM138 151V150H137ZM199 151V150H197ZM9 152V151H8ZM38 152V151H37ZM97 152V151H96ZM99 152V151H98ZM129 152V151H128ZM194 152V151H193ZM10 152L9 154L12 155ZM196 153V152H195ZM264 153V151H263ZM155 154V153H154ZM200 154V153H199ZM3 155V154H2ZM9 155V157H10ZM108 155V154H107ZM111 155V154H110ZM207 155V154H205ZM264 155V154H263ZM12 156V157H13ZM134 156V155H132ZM148 156V155H147ZM201 156V155H199ZM48 157V156H47ZM89 157V160H87V158ZM95 157V155H94ZM136 157V156H135ZM131 158V157H130ZM264 158V156H263ZM262 157L260 159H258L256 162H254V164L252 166H246L244 167V169L241 170V174H240V185H238V187H236V189L231 192V196H229V199L228 201L231 200V202H233V204H237V205H243L245 207H243V209L247 212V214H249L250 212H253L254 210H256L255 208L258 207L257 205L260 203V202H264V197L263 195L261 196L259 194V190L262 189L264 190L263 188H261L263 185H264V163L262 162L264 159ZM15 159V158H13ZM82 159H86L84 161H80L79 160H82ZM127 159V158H126ZM142 159V158H141ZM50 160V159H49ZM94 160V158H93ZM14 161V160H13ZM22 161V160H21ZM95 161V160H94ZM142 161V160H141ZM212 161V160H211ZM220 161V160H219ZM3 162V161H2ZM132 162V161H131ZM222 162V161H220ZM4 163V162H3ZM154 163V162H153ZM13 164V163H11ZM215 164V163H214ZM7 165V164H6ZM102 165V164H101ZM144 165V164H143ZM200 165V166H199ZM198 166L201 167L203 166L204 168L207 169V167L209 166V164L206 162V163H200ZM61 166V167H59ZM105 166V165H104ZM110 166V165H109ZM154 166V164H153ZM211 166V165H210ZM212 169V167H210ZM216 166V164H215ZM53 167V166H52ZM29 168V167H28ZM151 168V167H150ZM154 168V167H153ZM53 169V168H52ZM51 169V170H52ZM80 169H84L87 174H90V175H96V179L94 177V179L92 180H89V178L86 180V179H81L80 178V174L77 172L78 170ZM100 169V168H99ZM214 169V168H213ZM3 170V169H2ZM50 170V171H51ZM83 170V171H84ZM153 170V169H152ZM215 170V169H214ZM9 171H12L13 173V170H9L7 172H3L4 176L5 177H9ZM60 171V170H58ZM82 171V170H81ZM217 171V170H216ZM1 172V171H0ZM145 172V171H144ZM84 173V172H83ZM147 173V172H146ZM151 173V172H150ZM35 175V173H33ZM49 174L51 175L50 172L48 171H45V172H41V178L42 177H47L49 176ZM79 174V175H78ZM145 174V173H144ZM13 175V174H12ZM10 175V177L12 176ZM57 175V174H56ZM83 175V174H82ZM2 176V175H1ZM21 175H17L16 179H19ZM70 176V177H71ZM149 176H151L149 174ZM155 176V175H154ZM13 177V176H12ZM35 177V176H34ZM85 177V176H84ZM52 178V177H51ZM69 180H68V179ZM93 178V177H92ZM148 178V177H147ZM146 178V179H147ZM151 178V177H149ZM154 178V177H153ZM196 178V177H195ZM221 178V177H220ZM7 179V178H6ZM31 179V178H30ZM129 179V180H128ZM3 180V179H2ZM33 180V178H32ZM36 180V179H35ZM33 180V182L35 183H32L34 184L33 188H31V190H27V193L25 192V194L29 197V198H33L34 199V196L37 195V193L39 192H43L46 191L45 190V186L43 184V181L39 179V177L37 178V180L35 181ZM148 180V179H147ZM21 181V180H20ZM30 181V180H29ZM38 181V182H37ZM149 181V180H148ZM147 181V182H148ZM198 181V180H197ZM211 181V180H210ZM6 182V181H5ZM17 182V181H16ZM109 183V182H113L114 185L111 186V187H107L108 184H104V183ZM202 182V181H201ZM31 183V182H30ZM29 183V184H30ZM142 183V181H141ZM139 183V185L141 184ZM18 184V183H17ZM36 184V185H35ZM57 184V183H56ZM150 184V183H149ZM14 185V184H13ZM142 185V184H141ZM21 186V185H20ZM70 186V185H69ZM211 187L213 186L214 187V184H208V186H206V188L208 187ZM32 187V185H31ZM60 187V186H59ZM67 187V186H66ZM65 187V188H66ZM142 187V186H141ZM148 187V186H147ZM26 188V187H25ZM47 188V187H46ZM82 188V191H80ZM189 191L190 194H192V192H194L195 190L198 191L197 186L195 183H193L191 180H189V183H188V186L186 187ZM212 188V187H211ZM22 190V188H20ZM55 190V188H54ZM107 191V195H103L102 194V191ZM260 190V192L262 191ZM48 191V190H47ZM46 191V192H47ZM51 191V190H50ZM49 191V192H50ZM60 192H54L55 195H53L54 197H47L51 203L53 202H60L62 201L61 198L63 197V193H61V190H59ZM139 192V191H138ZM136 193V192H135ZM221 193V192H220ZM264 193V192H263ZM71 194V193H70ZM187 193L181 195V199L182 200H186L187 197H189L188 195H186ZM194 194V193H193ZM260 196H259V195ZM262 194V193H261ZM222 195V194H221ZM229 195V194H228ZM67 197V195H65ZM207 196V195H206ZM22 197V196H21ZM222 197V196H221ZM64 198V197H63ZM65 199V198H64ZM189 199V198H188ZM225 199V198H224ZM250 199H253V200H250ZM177 200V198H176ZM179 200V199H178ZM191 200V198L189 199ZM226 200V199H225ZM65 201V200H63ZM133 202V201H132ZM186 202H189V201H186ZM79 203V202H78ZM145 203V202H144ZM182 203V202H181ZM190 203V202H189ZM255 203V204H254ZM258 203V204H257ZM101 204H105L104 206H110V208H108V210L104 209V207H102ZM133 203H130V206H132ZM141 204V203H139ZM147 204V203H146ZM145 204V205H146ZM152 203H150L151 205ZM226 204V203H225ZM144 205V204H143ZM193 206L189 207L190 209L194 210V211H204V212H207V214H203L205 216L208 217V214L209 216L212 215V217L216 216L215 213H217V216H218V213H220V218H223L224 216H222V214L224 213L225 215H228L229 216V213L227 211L225 212H218L217 210H215V208H213L211 206V208H204L202 205L200 204H194L192 203ZM13 206V205H12ZM42 206V205H41ZM47 206V205H46ZM76 206V205H75ZM148 206V205H147ZM152 206V205H151ZM15 207V206H14ZM134 207V206H133ZM141 207H143L141 205ZM242 207V206H241ZM231 208V207H230ZM238 208V207H237ZM13 209V208H12ZM39 209V208H38ZM45 209V207H44ZM71 209V208H70ZM75 209V208H74ZM189 209V211H190ZM15 210V209H14ZM215 210V211H214ZM224 210V209H223ZM242 210V209H241ZM240 210V211H241ZM45 211V210H43ZM250 211V212H249ZM68 212V211H67ZM70 212V211H69ZM69 212L66 213V209H61L60 210V213L58 215H69ZM133 212V211H132ZM131 212V213H132ZM227 212V213H226ZM245 212V214H246ZM249 212V213H248ZM12 213V212H11ZM10 213V214H11ZM71 213V212H70ZM110 213V214H109ZM112 213V214H111ZM182 213V212H181ZM235 213V212H234ZM232 212V214H234ZM243 213V212H242ZM23 214V213H22ZM85 214V213H84ZM223 214V215H224ZM244 214V215H245ZM14 215V214H13ZM32 215L31 213L29 214H25L24 217H28V219H31L32 218ZM39 215V214H38ZM50 215V216H48ZM56 213L54 214V212L52 214H45L44 218L45 221L43 223V225L41 226V228H44L46 226H49L50 228H55V227H58L59 225H61L60 223L64 220H60V216H55ZM65 215V217H66ZM76 215V214H75ZM78 215V214H77ZM179 215H180V212H179ZM183 215V213L181 214ZM16 216V215H15ZM81 216V215H80ZM109 216V217H110ZM184 216V215H183ZM202 216V215H201ZM194 217L192 216L193 218H195L193 220V222L191 223L190 226H192L195 222L199 225L198 226V229H196L197 231H199L200 234L202 233H206L207 236H209L210 232L213 233V235H211L212 237L215 236L214 234H216V237L214 239H212L211 237L209 238V247H208V244H207V249L204 253H201V252H196V250H194L193 252L192 251H181L182 254L180 253V256L179 257H166L163 258L162 260H160L161 258H159V260L164 264H211L209 261H213L214 264L215 262H217L218 258L219 257H223L224 256V253L225 252H228L227 255H229L230 257H232L234 259V261H236V264H246V262H242L238 259H240L241 257V252L240 251H237L238 249H236L237 247H239L240 243L234 239L233 237V234L232 232L228 229V224L226 221H223V219H221L222 221L219 222L218 220H216L214 217V220H216V222H209L208 219L205 217ZM245 216H248V215H245ZM258 216V215H257ZM23 217V216H22ZM57 217H60V218H57ZM63 217V216H62ZM68 217V216H67ZM73 217V216H72ZM132 217H134L132 219ZM211 217V216H210ZM226 219L227 216H225ZM234 217V216H233ZM236 217V216H235ZM242 217V216H241ZM252 217V216H251ZM255 217V216H254ZM20 218V216L18 217V219ZM64 218V217H63ZM76 218V217H75ZM130 218V220H129ZM219 218V216L217 217V219ZM230 218V217H229ZM17 219V218H16ZM62 219V218H61ZM103 219V218H102ZM160 219V218H159ZM167 219V218H166ZM185 219V218H184ZM211 219V218H210ZM255 219V218H254ZM257 219V218H256ZM259 219V218H258ZM20 220V219H19ZM72 220V219H71ZM70 220V221H71ZM115 220V221H114ZM129 220V221H127ZM165 220V219H164ZM180 220H183L182 218H180ZM187 220V219H186ZM212 220V221H214ZM225 220V219H224ZM230 220V219H229ZM261 220H264L263 218V215H262V218L260 219ZM161 224V222L163 223V221L159 220ZM157 220V222H159ZM175 221V220H174ZM228 221V220H227ZM68 222V221H67ZM134 222V223H133ZM224 222V223H223ZM226 222V224H225ZM65 223V222H64ZM76 223V221H75ZM79 223V222H78ZM87 223V224H86ZM137 223V221H136ZM152 223H155L156 225V220H154ZM168 223V222H167ZM69 224V223H68ZM82 224V225H83ZM166 224V223H165ZM73 225V224H71ZM79 225V224H78ZM84 225V226H85ZM177 225V224H176ZM181 225V223H180ZM260 225V224H259ZM40 226V224H39ZM75 226V225H73ZM82 226V227H84ZM100 226V225H99ZM158 226V225H157ZM162 226V224H161ZM48 227V228H49ZM61 227V226H60ZM85 227V228H86ZM154 227V226H153ZM165 227V226H164ZM92 228V227H91ZM117 228V227H116ZM179 228V227H178ZM192 228V227H190ZM189 228V229H190ZM197 228V227H195ZM194 228V229H195ZM90 229V228H89ZM100 229V227H99ZM176 229V228H175ZM180 229V228H179ZM193 229V228H192ZM193 229V232L194 231ZM39 230V229H38ZM52 230V229H51ZM54 230V229H53ZM70 230V229H69ZM98 230V228H97ZM204 230V231H203ZM42 231V230H41ZM76 231V230H75ZM83 231V230H82ZM157 231V230H156ZM175 231V230H174ZM177 231V230H176ZM60 232V231H59ZM94 232V231H93ZM190 232V233H191ZM202 232V233H201ZM34 233V232H33ZM53 233V232H52ZM52 233L50 234L51 237L52 236ZM63 233V232H62ZM67 233V232H66ZM66 233H63L64 235H66ZM70 233V232H69ZM67 233V239L68 240H71L72 239V236L71 233L69 234ZM109 233V232H107ZM118 233V232H117ZM198 233V232H197ZM198 233V234H199ZM47 234V233H45ZM83 233L81 234H78L76 236V238L74 239H77L78 241L77 242H81L80 244H82L80 247H78L80 253L82 254L83 258H82V261H84L83 264H87L89 262V258L92 257L91 255L95 253V250L97 249V244H98V241H97V238H94L92 241L90 240V244H87L88 246H85L87 241L86 240L87 238H85L84 235H82ZM115 234V233H113ZM120 234V233H119ZM123 236L126 237V240L122 237V239L126 242L130 241V238L131 236H128L127 233L125 232H122L121 233ZM120 234V235H121ZM60 235V234H59ZM59 235L58 238H59ZM62 235V234H61ZM60 235V236H61ZM63 235V236H64ZM118 235V234H117ZM118 235V237L120 236ZM121 235V236H122ZM157 235V234H156ZM190 235V234H189ZM41 236V235H40ZM93 236V235H92ZM96 236V235H95ZM47 237V236H45ZM88 237V236H87ZM114 237V236H113ZM64 238V237H63ZM90 238V236H89ZM56 239V238H55ZM60 239V238H59ZM62 239V238H61ZM66 239V237L64 238ZM121 239V241H122ZM216 239V241H215ZM30 238H28L27 241H25V245H27V243L30 242ZM57 240V239H56ZM99 240V239H98ZM123 241V242H124ZM180 241V240H179ZM208 242V241H207ZM214 242H216V244L214 245ZM77 244V243H76ZM131 244V243H130ZM245 244V243H244ZM78 245V244H77ZM101 245V243H100ZM103 245V244H102ZM112 245V244H111ZM121 246V245H120ZM124 246V245H123ZM130 246H133V245H130ZM75 248L77 246H74ZM99 247V246H98ZM103 247V246H102ZM122 247V246H121ZM159 247V246H158ZM156 248V246H155ZM99 249V248H98ZM101 249V248H100ZM158 249V248H157ZM181 249V248H179ZM235 251V252H234ZM94 252V253H93ZM100 253V252H99ZM97 254V252H96ZM158 254H160V252H158ZM101 255V254H100ZM138 255V256H137ZM154 255V254H152ZM96 256V255H95ZM99 257V256H98ZM228 257V256H226ZM79 258V257H78ZM125 258V259H124ZM229 258V257H228ZM93 259H95L93 257ZM93 259H90V262L93 261ZM96 259H97V256H96ZM81 260V259H80ZM98 260V259H97ZM124 260V261H123ZM126 260V261H125ZM128 260V262H127ZM158 260V259H156ZM158 260V261H159ZM222 260V259H221ZM224 260V259H223ZM260 260V259H259ZM262 260V259H261ZM77 261V260H76ZM86 261V263H85ZM228 261V260H227ZM229 261L230 258H229ZM233 261V262H234ZM108 262V261H107ZM157 262V261H156ZM221 262V261H220ZM222 263V262H221ZM232 263V262H230ZM256 263V262H255ZM82 264V262H81ZM89 264V263H88ZM101 264V263H100ZM103 264V262H102ZM213 264V263H212ZM233 264V263H232Z\"/></svg>",
  "mask_w": 264,
  "mask_h": 264
}]
</instances>
